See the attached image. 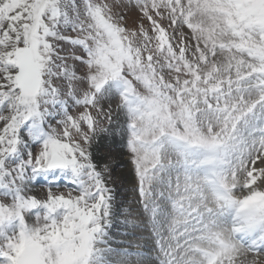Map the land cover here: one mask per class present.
Masks as SVG:
<instances>
[{"label": "rangeland", "instance_id": "1", "mask_svg": "<svg viewBox=\"0 0 264 264\" xmlns=\"http://www.w3.org/2000/svg\"><path fill=\"white\" fill-rule=\"evenodd\" d=\"M25 47L42 75L32 98L14 81V56ZM119 77L131 101L120 97ZM2 100L0 264H15L28 243L41 247L44 264H106L113 256L144 264L131 252L146 233V221H134L139 203L191 185L195 173L181 170L197 168L204 146L226 184L240 187L243 159L257 178L249 188L264 192V0H0ZM22 112L32 117L22 121ZM169 134L192 141L196 157L185 160ZM51 149L66 170L43 169ZM137 185L148 193L137 197ZM115 200L118 212L105 219ZM83 214H92L87 225ZM162 215L171 226L161 232L175 229L169 210ZM116 220L123 233L114 232ZM104 221L111 229L99 248ZM192 227L199 235L204 226ZM181 241L169 255L184 264L194 241L185 250Z\"/></svg>", "mask_w": 264, "mask_h": 264}, {"label": "bare ground", "instance_id": "2", "mask_svg": "<svg viewBox=\"0 0 264 264\" xmlns=\"http://www.w3.org/2000/svg\"><path fill=\"white\" fill-rule=\"evenodd\" d=\"M217 167H215V165L214 166H212V169L214 170V174L216 175V177H217V179L218 180H221L222 181V174H220L219 172H218V169H216ZM258 169V168H257ZM250 170H251V167L249 168H247V171L250 173V177H249V179H252L253 178V173L252 172H250ZM198 177H200V175H201V173L198 171ZM255 176V175H254ZM203 177V176H202ZM254 185V184H253ZM200 187H201V192H202V194L204 195V199H205V201L202 199V203H204L205 205H207V203L210 205L209 206V208H211V209H213V210H215V211H222V212H224V210H223V202L224 203H226L227 201H221V200H223V199H221L220 197H217V196H215L210 190H209V188L207 187V185H206V182H205V180H204V178L202 179V182H201V184H200ZM223 187L225 188V190H227L228 191V194H229V198L230 199H232L233 201H238V197H240V199H242V197H244V196H246V194L245 193H240V194H238V193H235L234 191H232L231 189H230V187H229V185L228 184H226V183H224L223 184ZM233 193H232V192ZM264 193V192H263ZM263 193H261V191L258 193V195L259 194H263ZM136 194V193H135ZM255 194V193H254ZM248 195V194H247ZM225 200H226V198H224ZM239 199V200H240ZM113 202H115L116 204H115V206H114V204H113V206H112V203L110 204L112 207H111V209H110V216H108V215H106V217H105V219L106 218H108V217H111V221L114 219V217H112V215L114 214V213H117L118 212V209H119V204H120V200H115V201H113ZM161 205H164L165 206V204L164 203H161ZM205 205H203V206H205ZM259 205L261 206V205H264V198L262 199V201L259 203ZM258 207V209H260V210H258V215L260 214V212L262 211V213L261 214H263L264 215V209L263 208H261V207ZM161 207V206H160ZM138 210H137V213H138V215H136L135 217H134V221L135 220H138V221H146V222H144L143 223V225L145 226L144 227V230H145V237L144 238H147V243L149 244V243H153L152 241H153V239H154V228H155V230L157 231V229L160 227V226H163V224L164 223H166L165 222V216H163L162 214H165V213H167V210H169V212H170V214H172L171 213V211H170V207L168 208V209H166L165 211H164V208L162 209V212H160V211H158V209L156 208V207H151V208H148V211L147 212H145V210L142 208V206L139 204L138 205ZM226 214V213H225ZM118 215H116V217H117ZM153 216H155L156 217V219H157V221L156 220H153L152 219V217ZM172 216H173V214H172ZM171 216V217H172ZM217 216H219V218H223V216H222V214L221 213H217ZM228 216V218L230 219V215L228 214L227 215ZM247 217L246 218V220H249V217H251V215H249L248 214V207H246V208H244L243 209V211L241 212V214H239V215H237V217ZM252 217H253V215H252ZM104 219V220H105ZM253 219V218H252ZM108 221H109V219H108ZM108 221H104L105 222V224H104V226H105V228H108V230L106 231V233L105 234H102L101 235V237H100V241L97 243L98 245H99V248L101 247V246H103L102 245V243H106V240H107V234H110L108 231H110L109 229H111L110 228V226H108L107 225V223L106 222H108ZM118 220H116V222H117ZM141 223V222H140ZM142 224V223H141ZM103 226V227H104ZM115 226H117V228L120 230V228H119V225L118 224H116L115 223ZM115 226L113 225V228H115ZM154 227V228H153ZM162 228H164V226L162 227ZM250 228H251V230L252 231H257V230H259L258 228H259V224L258 223H256L255 221H252V224L250 225ZM222 231H223V233H222V237L224 236L226 239H228L229 241H227V243L229 242L231 245H232V242H231V240L229 239V236L227 237V234H229V232L227 231V229H226V232H225V228H222ZM143 233V232H142ZM261 233L262 234H264V229H262L261 230ZM157 234H158V232H157ZM161 234V233H160ZM156 235V234H155ZM164 235V234H163ZM163 235H160L161 236V239H163L162 237H163ZM166 236H169V234L168 235H166ZM214 236H216V235H214ZM105 237H106V240H105ZM118 241V240H117ZM144 240H141L140 242H136L137 244H136V247H138L139 249L138 250H140L141 248V243L143 242ZM135 241H130V243L131 244H133ZM138 244H139V246H138ZM97 245V246H98ZM133 247H135L134 246V244H133ZM126 248L127 247H125V248H119V250H126ZM110 249H112V248H110ZM227 249H231L230 248V246L229 247H227ZM226 249V250H227ZM128 250V249H127ZM130 250V249H129ZM225 251V250H224ZM229 251V250H228ZM230 254H231V252H229ZM242 256V261H243V263L244 264H263V261H261V260H259L258 258H247V257H251V255L249 254H246V253H242V252H239V254L236 256V257H238V259H241V256ZM131 257H133V256H131ZM159 257L162 259V260H164V256H163V254L162 255H159ZM136 258H138V256L136 255ZM124 259L125 258H123V257H121V258H117V257H111V259H109V260H107L108 261V263H106V264H128V263H125L124 262ZM252 259H254V260H252ZM256 262V263H255ZM150 264V263H149Z\"/></svg>", "mask_w": 264, "mask_h": 264}, {"label": "water", "instance_id": "3", "mask_svg": "<svg viewBox=\"0 0 264 264\" xmlns=\"http://www.w3.org/2000/svg\"><path fill=\"white\" fill-rule=\"evenodd\" d=\"M17 67L16 83L22 95L33 96L37 93L41 81V75L37 64L33 61L30 49L25 48L15 56ZM64 166V160L55 151H51L46 167L58 168ZM40 250L37 246L31 245L24 248V252L17 264H42Z\"/></svg>", "mask_w": 264, "mask_h": 264}, {"label": "trees", "instance_id": "4", "mask_svg": "<svg viewBox=\"0 0 264 264\" xmlns=\"http://www.w3.org/2000/svg\"><path fill=\"white\" fill-rule=\"evenodd\" d=\"M20 2H24L25 0H19Z\"/></svg>", "mask_w": 264, "mask_h": 264}]
</instances>
